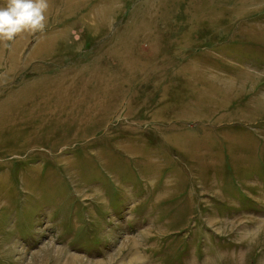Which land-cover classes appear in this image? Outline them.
I'll list each match as a JSON object with an SVG mask.
<instances>
[{
    "label": "rangeland",
    "instance_id": "1",
    "mask_svg": "<svg viewBox=\"0 0 264 264\" xmlns=\"http://www.w3.org/2000/svg\"><path fill=\"white\" fill-rule=\"evenodd\" d=\"M47 3L0 40V264H264V0Z\"/></svg>",
    "mask_w": 264,
    "mask_h": 264
},
{
    "label": "clouds",
    "instance_id": "2",
    "mask_svg": "<svg viewBox=\"0 0 264 264\" xmlns=\"http://www.w3.org/2000/svg\"><path fill=\"white\" fill-rule=\"evenodd\" d=\"M47 0H0V40L45 28Z\"/></svg>",
    "mask_w": 264,
    "mask_h": 264
},
{
    "label": "bare ground",
    "instance_id": "3",
    "mask_svg": "<svg viewBox=\"0 0 264 264\" xmlns=\"http://www.w3.org/2000/svg\"><path fill=\"white\" fill-rule=\"evenodd\" d=\"M49 6V5H48ZM97 81H100V80H97ZM71 84H68V85H66V86H64V85H62V84H58V83H49V84H45V85H42V99L41 100H44L45 101V103H49V102H51L50 104H48L49 106L47 107L48 108V111L46 112V113H49V112H51V111H54L56 108H60V107H62V106H64V107H66V104H65V101H64V99H63V97L65 96V95H67V93H68V90L69 89H66L68 86H70ZM38 91V90H37ZM78 91H79V88H78ZM86 93H87V91H86ZM75 94H76V92H75ZM31 95V94H30ZM82 95V94H81ZM39 96V95H38ZM50 96V97H49ZM80 96V95H79ZM103 96V95H102ZM11 97H12V95H11ZM11 99V98H10ZM9 98H8V100H10ZM14 99V98H13ZM31 99V98H30ZM34 99V98H33ZM72 99H73V97H72ZM38 100V99H37ZM52 100H55L54 102H52ZM69 101V100H68ZM16 102V101H15ZM27 102V101H26ZM70 102V101H69ZM72 102V101H71ZM13 103H14V101H13ZM16 103H18V102H16ZM20 103V102H19ZM40 103V102H39ZM38 103V104H39ZM7 105V104H6ZM22 105V104H21ZM20 104H19V106H21ZM34 105H36V104H34ZM45 105V104H44ZM73 105V104H72ZM94 105V104H93ZM23 106V105H22ZM21 106V109L25 106H23L22 107ZM38 106V105H37ZM2 107V106H1ZM6 107V106H5ZM9 107V106H8ZM30 107V106H29ZM33 107V106H32ZM95 107V106H94ZM13 108H15V106H13V107H9V109H7V110H12ZM31 108V107H30ZM28 109V108H27ZM39 109V108H38ZM42 109V108H41ZM20 110V109H19ZM24 110V109H23ZM31 110H32V108H31ZM34 110V109H33ZM35 110H36V107H35ZM43 110V109H42ZM45 110H47V109H45ZM85 110V109H84ZM87 110V109H86ZM18 111V110H17ZM30 111V110H29ZM2 112V111H1ZM9 112V111H8ZM12 112V111H11ZM11 112H9V113H11ZM44 112V111H43ZM16 113V112H15ZM35 113V112H34ZM31 114V113H30ZM21 115V114H20ZM23 115V114H22ZM2 117H3V115L1 116V119H2ZM16 117H18V116H16ZM25 117V116H24ZM23 117V118H24ZM67 117V116H66ZM7 120H8V115H7ZM15 118V117H14ZM10 119V118H9ZM12 120H13V118H11ZM20 120V119H19ZM24 120V119H23ZM22 120V121H23ZM83 119H80V120H77L76 122H78V123H81V122H83L82 121ZM2 121V120H1ZM5 121H6V119H5ZM4 121V122H5ZM14 121V120H13ZM9 130V129H8ZM35 132V131H34ZM32 135V134H31ZM31 140V139H30ZM27 141L26 142V144H29L31 141ZM24 143V142H23ZM76 261V260H75Z\"/></svg>",
    "mask_w": 264,
    "mask_h": 264
}]
</instances>
